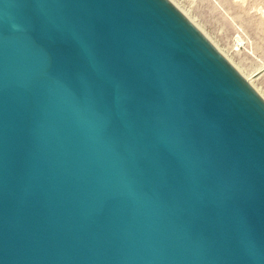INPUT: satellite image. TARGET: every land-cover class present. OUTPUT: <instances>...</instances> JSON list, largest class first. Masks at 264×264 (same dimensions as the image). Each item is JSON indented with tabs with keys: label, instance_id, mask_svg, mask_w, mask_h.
Returning <instances> with one entry per match:
<instances>
[{
	"label": "water",
	"instance_id": "95a60500",
	"mask_svg": "<svg viewBox=\"0 0 264 264\" xmlns=\"http://www.w3.org/2000/svg\"><path fill=\"white\" fill-rule=\"evenodd\" d=\"M0 264H264V100L168 0H0Z\"/></svg>",
	"mask_w": 264,
	"mask_h": 264
},
{
	"label": "rangeland",
	"instance_id": "374dc122",
	"mask_svg": "<svg viewBox=\"0 0 264 264\" xmlns=\"http://www.w3.org/2000/svg\"><path fill=\"white\" fill-rule=\"evenodd\" d=\"M172 2L264 100V0Z\"/></svg>",
	"mask_w": 264,
	"mask_h": 264
},
{
	"label": "bare ground",
	"instance_id": "6f19581e",
	"mask_svg": "<svg viewBox=\"0 0 264 264\" xmlns=\"http://www.w3.org/2000/svg\"><path fill=\"white\" fill-rule=\"evenodd\" d=\"M190 23H191V25L202 35V33L196 28L197 26H195L194 25V23L190 20V18L188 17V14L187 13H185V12H182L177 6H176V4L174 3V2H172L173 0H168ZM195 22V21H194ZM203 37H204V35H202ZM205 39H206V37H204ZM207 41H208V39H206ZM209 43H210V41H208ZM211 44V43H210ZM212 45V44H211ZM213 46V45H212ZM214 48H215V46H213ZM217 48V47H216ZM215 48V49H216ZM218 51V50H217ZM219 52V51H218ZM220 54V53H219ZM223 58L225 57L224 55H222V54H220ZM226 61H227V59L226 58H224ZM229 60V59H228ZM228 62V61H227ZM229 63V62H228ZM230 64V63H229ZM231 66H232V64H230ZM233 67V66H232ZM234 68V67H233ZM235 69V68H234ZM236 70V69H235ZM237 72H239V70H237ZM239 74H241V73H239ZM242 77H243V75H242ZM246 78V77H245ZM244 78V79H245ZM251 78V77H250ZM246 81H247V79H246ZM252 87V86H251ZM253 88V87H252ZM254 89V88H253ZM255 90V89H254ZM256 91V90H255ZM258 93V92H257Z\"/></svg>",
	"mask_w": 264,
	"mask_h": 264
}]
</instances>
